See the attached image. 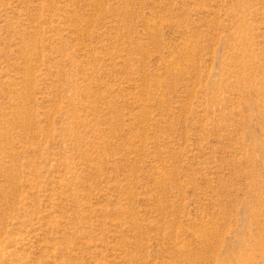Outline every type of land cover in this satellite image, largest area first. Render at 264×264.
<instances>
[{
	"label": "rangeland",
	"instance_id": "374dc122",
	"mask_svg": "<svg viewBox=\"0 0 264 264\" xmlns=\"http://www.w3.org/2000/svg\"><path fill=\"white\" fill-rule=\"evenodd\" d=\"M0 264H264V0H0Z\"/></svg>",
	"mask_w": 264,
	"mask_h": 264
}]
</instances>
